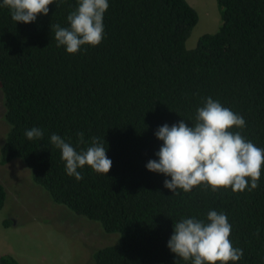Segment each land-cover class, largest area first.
Segmentation results:
<instances>
[{"label":"trees","instance_id":"obj_1","mask_svg":"<svg viewBox=\"0 0 264 264\" xmlns=\"http://www.w3.org/2000/svg\"><path fill=\"white\" fill-rule=\"evenodd\" d=\"M216 4L218 30L187 49L198 15L186 0H109L102 43L77 54L57 47L51 24L70 27L78 0H54L49 14L30 24L16 23L0 7V94L8 126L0 165L21 160L53 204L118 234L115 244L93 252L94 264H192L168 247L174 222H207L210 210L227 215L230 240L243 250L229 264H264V168L251 191L200 185L176 195L164 187L171 177L146 167L159 159L157 129L181 120L192 127L208 97L241 115L245 127L232 131L264 149V0ZM33 127L44 131L42 139L25 136ZM78 132L86 143L77 150L92 137L104 142L113 162L107 175L88 166L78 169L79 181L66 174L50 137L76 147ZM5 201L0 184V210ZM0 264L19 263L2 255Z\"/></svg>","mask_w":264,"mask_h":264},{"label":"clouds","instance_id":"obj_2","mask_svg":"<svg viewBox=\"0 0 264 264\" xmlns=\"http://www.w3.org/2000/svg\"><path fill=\"white\" fill-rule=\"evenodd\" d=\"M54 0H2L0 7L10 10L16 23L30 24L38 15L49 14ZM109 9V0H78V7L67 20L70 27L52 25L57 47H65L68 54H77L83 46H99L104 39V15ZM246 125L245 119L223 106L219 101L206 98L197 108L195 123L189 127L185 120L169 126H160L155 135L162 141L156 153L158 160H150L148 171L171 177L164 187L178 195L177 189L191 192L200 185L210 186L213 191L229 189L244 192L256 189L264 168V149L247 140L239 131ZM29 140L42 139L44 131L33 127L25 131ZM77 146L53 133L52 145L61 151L66 165V174L77 181L83 177L78 171L85 166L100 174H108L113 162L107 156L108 148L97 137H92L89 146L84 133H77ZM251 181L249 187V179ZM232 226L223 212L210 210L207 222L183 218L174 222V232L168 247L179 261L192 264H229L239 261L243 250L234 247L231 240Z\"/></svg>","mask_w":264,"mask_h":264},{"label":"rangeland","instance_id":"obj_3","mask_svg":"<svg viewBox=\"0 0 264 264\" xmlns=\"http://www.w3.org/2000/svg\"><path fill=\"white\" fill-rule=\"evenodd\" d=\"M186 1L198 15L186 41V48L193 49L200 36L218 30L221 11L216 0ZM3 113L0 94V147L8 131ZM0 184L6 191L0 210V256L11 255L19 264H94L93 252L118 240V234H106L99 224L53 204L19 159L0 165ZM4 221L10 224L4 226Z\"/></svg>","mask_w":264,"mask_h":264}]
</instances>
